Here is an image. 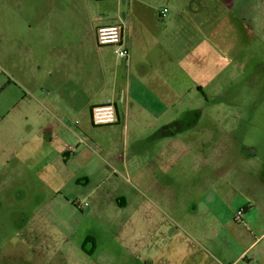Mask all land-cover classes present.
Returning <instances> with one entry per match:
<instances>
[{
  "label": "rangeland",
  "instance_id": "obj_1",
  "mask_svg": "<svg viewBox=\"0 0 264 264\" xmlns=\"http://www.w3.org/2000/svg\"><path fill=\"white\" fill-rule=\"evenodd\" d=\"M228 1L170 0L188 72L170 80L166 123L130 128L151 139L139 167L114 166L98 186L9 172L4 143L19 134L0 97V264L264 262L245 254L249 225L236 220L264 162V0Z\"/></svg>",
  "mask_w": 264,
  "mask_h": 264
},
{
  "label": "crops",
  "instance_id": "obj_2",
  "mask_svg": "<svg viewBox=\"0 0 264 264\" xmlns=\"http://www.w3.org/2000/svg\"><path fill=\"white\" fill-rule=\"evenodd\" d=\"M17 3L3 0L0 6L3 123L10 135L19 134L4 143L6 168L39 176L41 185L79 191L100 185L114 166L138 168L141 144L151 139L130 136V128L140 133L166 123L170 80L188 72L186 54L178 49L185 27L170 0ZM220 4L230 6L228 0ZM165 8L168 16L160 20ZM109 25L122 26L129 60L113 46L98 45L97 28ZM106 103L115 105L118 122L94 126L92 109ZM257 180L255 202L245 200L242 207L250 231L245 254L264 260V162Z\"/></svg>",
  "mask_w": 264,
  "mask_h": 264
},
{
  "label": "built area",
  "instance_id": "obj_3",
  "mask_svg": "<svg viewBox=\"0 0 264 264\" xmlns=\"http://www.w3.org/2000/svg\"><path fill=\"white\" fill-rule=\"evenodd\" d=\"M169 10L163 9L159 13L160 20L168 16ZM97 43L100 46H113L115 53L120 59L129 60L130 50L123 43V28L120 25L101 26L96 30ZM92 122L97 127H109L118 122L117 109L113 103L95 106L92 109ZM87 140V139H86ZM85 139L83 143L87 142ZM86 206L88 204L86 203ZM243 211H239L236 220L242 222Z\"/></svg>",
  "mask_w": 264,
  "mask_h": 264
},
{
  "label": "flooded vegetation",
  "instance_id": "obj_4",
  "mask_svg": "<svg viewBox=\"0 0 264 264\" xmlns=\"http://www.w3.org/2000/svg\"><path fill=\"white\" fill-rule=\"evenodd\" d=\"M9 256H11V255L9 254Z\"/></svg>",
  "mask_w": 264,
  "mask_h": 264
}]
</instances>
